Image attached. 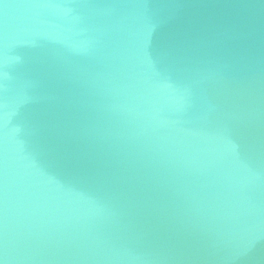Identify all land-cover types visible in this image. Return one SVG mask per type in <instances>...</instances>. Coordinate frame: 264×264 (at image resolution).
<instances>
[{"label":"water","instance_id":"1","mask_svg":"<svg viewBox=\"0 0 264 264\" xmlns=\"http://www.w3.org/2000/svg\"><path fill=\"white\" fill-rule=\"evenodd\" d=\"M0 264H264V0H0Z\"/></svg>","mask_w":264,"mask_h":264}]
</instances>
